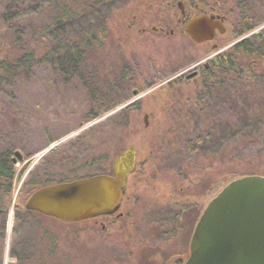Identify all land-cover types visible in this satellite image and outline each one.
<instances>
[{"label":"rangeland","instance_id":"374dc122","mask_svg":"<svg viewBox=\"0 0 264 264\" xmlns=\"http://www.w3.org/2000/svg\"><path fill=\"white\" fill-rule=\"evenodd\" d=\"M106 2L105 34H98L92 49H82L72 66L54 47L56 32L48 34L55 2L0 0V62L9 61L6 67L0 64V154L8 153L15 169L3 264L14 261L12 245L14 254L26 252L37 226L38 233L46 230L54 237L56 247L44 258L52 252L50 244L34 242L39 250H32L38 255L33 264H160L148 253L169 248V239L171 247L173 240L178 245L179 235L188 255L193 228L208 201L235 178L264 177V60L247 66L241 54L235 68L254 70L253 77L224 80L215 90L203 87L199 77L179 74L211 56L212 42L196 44L182 33L126 36L117 5ZM245 2L242 11L234 0H219L230 18L218 47L222 52L235 48L241 37L231 30L244 16L254 24L249 37L262 32L264 38V0ZM144 23L150 27V21ZM67 36L73 40L71 31ZM23 46L36 61L24 69L6 58ZM253 85L260 91L251 90ZM237 86L253 93L246 111H234ZM202 87L211 95L199 100ZM237 117L263 122L240 134L230 123ZM128 148L136 151V171L128 177L121 216L102 218L104 228L89 220L64 223L33 213L16 222L17 213H27L25 203L36 189L111 173L114 159ZM165 264H174L172 257Z\"/></svg>","mask_w":264,"mask_h":264},{"label":"water","instance_id":"95a60500","mask_svg":"<svg viewBox=\"0 0 264 264\" xmlns=\"http://www.w3.org/2000/svg\"><path fill=\"white\" fill-rule=\"evenodd\" d=\"M204 23L195 19L187 24L196 42L211 36L206 37L208 31L200 27ZM135 154L128 148L118 155L112 163L113 175L42 186L29 195L25 208L65 223L111 214L119 207ZM184 264H264L263 176L235 178L208 201L194 226Z\"/></svg>","mask_w":264,"mask_h":264},{"label":"flooded vegetation","instance_id":"af4514ba","mask_svg":"<svg viewBox=\"0 0 264 264\" xmlns=\"http://www.w3.org/2000/svg\"><path fill=\"white\" fill-rule=\"evenodd\" d=\"M234 2L236 7L244 11L246 7L245 0H242L239 3L236 0H234ZM109 3L113 4V6L117 5V8L121 16L124 17V22L126 26L125 28H122V30L124 31V34L126 36L137 34L139 37H144V35H147L149 31L159 35L162 34L165 35L167 33L168 35H176L178 33H182V35L186 34L196 44H204L206 42H212L211 47L214 50V53L211 54V56H209L208 58L199 60L195 65L191 67L192 70L190 72L187 73L186 72L187 70H185L184 73L181 72L179 74V77H184L185 79H191L197 76L202 80L203 87L204 85L210 87V85L212 86L215 84L217 86L221 84L224 80L227 82H229V80H233V74L235 71V66L233 65L234 48L230 49V51L228 50L224 52L221 51L223 48L218 49L219 45L225 42L223 36L227 33L226 22L230 21L228 15L225 14L223 10L219 7V0H115V2L114 0H111V2L109 0ZM143 5H147V7L144 9ZM128 8L131 9L130 12L127 13V18H129L127 20L125 16V12L128 10ZM195 19H199L200 23H202L204 20L207 22L200 25V27L208 31L206 37L211 33V36L209 38L196 42L190 37V35L187 32V24ZM143 20L150 21L149 23L150 27H148L147 23L140 25V21ZM250 20L251 19H247L244 16L242 19L238 20V26L236 27L237 30L232 28L231 30L232 35L236 37H241L234 44V46L242 42H249V44L254 46V51L257 52L259 51L264 55L263 33L262 32L254 33L253 36L249 37L251 33L250 29L254 26V24L252 25L250 24L251 23L249 22ZM224 56H227L228 58L227 59L228 64L226 66L220 65V62ZM262 58L263 56L261 57L260 61L264 60ZM253 62H248L247 66L250 64L256 65L255 63L256 61L253 60ZM240 71L244 73L245 77L248 78L253 77L254 70L244 71L240 69ZM203 87L201 88L202 90L200 91V97L198 98L199 100H201L205 95L208 97H210L209 94L211 95V92L209 90H207L206 93L205 92L203 93ZM135 171H136V154H135V165L133 172L131 174L135 173ZM103 174L113 175V170L111 173L108 174L103 173ZM126 187H127V183H126ZM125 193H126V188H125V192L123 193L120 199L119 207L115 212L111 214L97 215L94 217L86 218L79 221L69 222V223H77L80 221L89 220L94 224L99 223L101 227L104 228V224L101 221L102 218H111L113 216L118 218L121 216L120 207L122 204V199L125 196ZM172 206L174 207L176 206V204H173ZM178 214L179 213L177 212L175 216H177ZM179 215H181V213ZM171 229L172 231H175L173 230L175 229V227H171ZM178 229H180V227ZM169 240L167 241L168 244L170 245L169 248L158 251H152L148 253V255L146 253L147 251L143 249L144 254L149 257L152 256L150 259L152 258H153L152 260L156 259L160 264H165V262H167V259L170 257H172L174 264H184V262L187 260L189 256V254L186 255L187 249H186L185 239L183 238L181 240V236L179 235V244L177 245V243L173 240L172 247H171L172 243ZM155 242L156 241H154L151 246L154 249H155L154 247ZM189 244H190V239H189ZM189 244H188V253H189ZM159 248L162 249L161 246Z\"/></svg>","mask_w":264,"mask_h":264},{"label":"trees","instance_id":"16d2710c","mask_svg":"<svg viewBox=\"0 0 264 264\" xmlns=\"http://www.w3.org/2000/svg\"><path fill=\"white\" fill-rule=\"evenodd\" d=\"M46 2V4L51 3L52 1L55 2L51 4L52 6V18L47 26L48 28V34L54 35L56 32V36H54L57 40L56 44L54 45L55 48L59 49L58 51L63 52V54L60 56V58L64 59V62L67 61L71 65L79 63V52L83 49L90 50L93 48L94 45H96V41L98 39V34H104L105 27H104V15H106V10H109V5L107 4V0H67L68 2L65 3H56L57 0H43ZM9 8V6H8ZM35 7L33 8V10ZM106 9V10H105ZM36 10V9H35ZM34 10V11H35ZM108 12V11H107ZM102 13V16H101ZM102 17V19H101ZM82 20L84 22L83 26H80L79 23ZM63 24V26H62ZM62 27L61 29H59ZM62 32L61 35H58V31ZM71 31L73 40L70 41L66 39L67 32ZM59 32V33H60ZM19 40L16 38L15 43L16 46L20 45L18 42ZM11 44H13L11 42ZM20 48V47H19ZM18 48V51L21 50L19 53H16L15 56L6 54V58L8 60L12 59L10 62L11 64H14L17 68L24 69L25 66H31L33 63H36L35 61V55L34 53L27 49L21 47V49ZM25 49V50H24ZM234 50V57H233V65L235 66L239 62V58L241 54H244L248 60V62H252L256 59H261V57L264 55L260 53L259 51H254V46L249 44V42H242L235 46ZM50 54V53H49ZM49 60V55L45 58ZM227 56H224L223 59L220 62V65L226 66L228 64L227 62ZM3 63L4 67H6L9 64V61H2L0 64ZM73 66V65H72ZM1 68V66H0ZM3 68V66H2ZM245 75L242 71L238 70V68H235L234 74H233V80H241V82L244 80ZM253 84V83H252ZM215 85H210V87L215 90ZM248 86V85H247ZM251 90L254 91H260V88H255V85H253V88ZM248 90L237 86L233 87V94L234 98L237 99L238 103H235L237 106V109L234 111L237 112L238 108L241 107L243 111H246V106L249 105L247 103V98H250L253 94L252 92ZM217 92V89H216ZM230 93V90H229ZM248 115V114H247ZM246 120L240 121L237 117L236 121L230 120V123L232 125V128H236L241 131L240 134H243L244 131L242 129H245V127H249L252 123H260L263 122L262 120L257 121L256 118L249 117L245 118ZM255 124H253V127ZM199 138V137H198ZM244 138H242L243 140ZM200 139H198L199 141ZM15 178V169L14 164L9 158L8 153L0 154V264H3V252H4V241L7 237V230H6V218H7V203L9 201V194L11 190L12 183ZM63 182V181H60ZM27 213L21 214L17 213L15 215L16 222L21 219L22 215H27L30 213H33L34 215H41L40 213H37L35 211L31 212V210L27 211ZM39 229V226L35 229V234H32L30 236L31 244L26 245V252H18L13 253V245L11 246V256L14 258V261H12L10 264H33L35 258H37V254L32 253V250H39L35 249L37 245H34V242L37 243V240L46 239V243L50 244V247L52 249V252L48 253L47 255H44V258H48L47 256H51V253H54L56 245L54 244V237L52 235H49L46 233V230L44 234L38 233L37 230ZM42 232V231H41ZM39 247V246H38Z\"/></svg>","mask_w":264,"mask_h":264}]
</instances>
